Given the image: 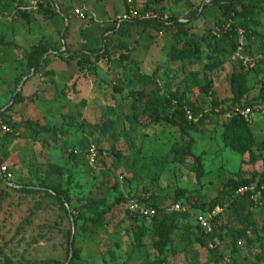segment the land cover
Returning a JSON list of instances; mask_svg holds the SVG:
<instances>
[{
    "label": "rangeland",
    "instance_id": "obj_1",
    "mask_svg": "<svg viewBox=\"0 0 264 264\" xmlns=\"http://www.w3.org/2000/svg\"><path fill=\"white\" fill-rule=\"evenodd\" d=\"M26 1L0 0V166L30 190L0 184V264H264V211L246 210L253 225L244 238L237 237L243 225L228 207L234 198L229 182L254 175V187L264 179V1L244 2L249 10L243 19L226 22L210 0H135L140 11L183 24V33L152 24L110 31L127 12V0H55L46 11L18 17L15 5ZM75 9L83 19L72 15ZM242 20L256 32L245 44L248 68L231 60L233 41L217 33L234 34L232 25ZM202 36L226 44V51L212 55L219 68L206 70L210 52L194 65L170 62L171 49ZM37 44L52 52L35 75L26 59ZM102 45L109 58L82 57ZM66 52L76 58L69 60ZM240 72L246 74L241 104L251 112L252 157L222 142L223 126L238 108L231 77ZM137 76L151 84L142 87ZM135 92L148 94L147 100L136 103ZM15 95L21 102L14 103ZM163 98L187 110L183 105L190 103L208 119L193 128L176 127L165 120L173 111L161 112ZM133 117L138 121L132 123ZM91 145L103 156L95 167L85 162ZM137 197L141 205L159 209L155 220L129 214L127 204ZM185 213L187 218H178ZM199 213L211 217L207 234L218 235L212 242L197 230ZM170 221L176 229L160 251L157 231ZM238 238L241 245L234 246Z\"/></svg>",
    "mask_w": 264,
    "mask_h": 264
},
{
    "label": "trees",
    "instance_id": "obj_2",
    "mask_svg": "<svg viewBox=\"0 0 264 264\" xmlns=\"http://www.w3.org/2000/svg\"><path fill=\"white\" fill-rule=\"evenodd\" d=\"M5 1H9V0H5ZM133 4H135V0H132ZM211 4L218 7L219 10L222 12L221 16L223 18V20H225L226 22H233L238 21V17H240L241 19H243V16L245 15L246 11L249 10L248 5H244V2H249L251 0H230L227 3H222L219 0H210ZM264 1V0H262ZM12 4L13 3L12 1ZM24 3H16L15 5V12L14 14L17 15L18 17H24L25 15H30L32 13L29 12H25V13H20L16 11V7H20L22 6ZM55 6V0H46L45 5L40 7L39 11H46V9L48 7H53ZM238 9H240L241 11L238 12ZM148 9L144 10L147 11ZM148 12V11H147ZM201 13V12H200ZM201 16V14H194L191 18V20H196L197 18H199ZM137 25V26H142V25H148V24H152L153 26H157V27H161L164 30H175L178 33H183V29H184V25L180 24L177 20H174L173 18L169 19L168 21H161L160 18L157 19H152V20H134V21H130V22H125L119 25V27H117L116 25V20L114 21V25L112 26L111 30L112 32H123V27L127 26V25ZM170 24V25H168ZM220 26H218L219 28ZM231 28H235V31L237 29H240L244 32L246 41H249L251 38H255L256 37V32L254 30H250L249 26L247 25V23H245L244 20L240 21L238 25H232ZM222 32V33H221ZM217 33H221V40H225L227 43L228 42H232V47H231V52L230 55L232 53V51L234 50V42L236 40V33H232L231 31H223L222 29H218ZM214 40V38H213ZM225 45H222L219 42H213L211 43L210 38L208 37H201L200 39H194V38H188L182 49L178 50V49H171L169 51L168 57L170 62H179V63H185V64H190V65H194L196 63H198V61L200 60L201 56L204 54H207L210 52L211 55H208L207 58L209 60L212 61L211 65L209 67H207V71H213L217 68H219L220 64H218L215 59H212V55L217 56L218 54L226 51ZM124 50L126 51V48L124 47ZM51 49L43 44H37L35 46H33L30 49V52L27 56L26 59V68L29 72L33 73V74H37L39 72H41L40 70L46 65L47 62V57L48 55H50L51 53ZM67 55L69 56V60H74V58H76V55H72L69 52H66ZM107 56L109 58L110 53L107 51V48L105 45H102V47L98 50H90L87 52L82 53V57L85 59H88L89 57H104ZM56 58H58L60 61L62 62H66V58H64L62 56L61 52H56ZM80 64V63H78ZM137 83L140 84L142 87H147L151 84V80L147 77H143V76H137ZM230 89H231V94H232V103L235 107L238 108H247L243 106V104H241L242 100L245 98L248 90H247V86H246V74H244L243 72L240 73H234L231 77V81H230ZM205 90V92H207V89H203ZM262 90L264 91V85L262 86ZM131 96L133 98V101H135L136 103H142L145 102L148 98V94H145L144 92H135V93H131ZM15 100V104L16 102H21L22 99H20L17 95H15L14 97ZM157 100L154 99L153 103L156 102ZM159 101V100H158ZM157 101V104H158ZM152 103V104H153ZM152 104L147 105L148 107H152ZM159 106L161 108V112L163 113L166 110H172L173 113L172 115H167L165 116V120L169 121L172 125L179 127V128H193L199 124H203L208 117L205 115H201V118L198 120L197 124H193V123H188L186 118H185V114H184V110L185 108L182 107V105L179 102H176L174 99H168V98H163L160 103ZM185 107H187L193 114L194 117H198L197 113L195 111V107L190 104V103H186L185 105H183ZM147 108V107H146ZM148 110V109H147ZM250 110V109H249ZM200 116V115H199ZM251 117V116H250ZM252 120V119H251ZM138 121V118L136 119V117L132 118V123ZM252 122V121H251ZM251 123L246 121L245 119H243L242 117H240L239 115H233L227 123H225V125L223 126V132H222V142L225 148L231 150L233 153L244 156V155H248L249 157H252V153H251V148L254 144V138L251 132V129L249 127ZM9 129V128H8ZM10 130V129H9ZM96 147V146H95ZM98 150V148H97ZM187 153L189 154V150H187ZM86 154V153H85ZM98 155L99 158L97 159V163L95 166L98 165L99 162L102 161V155L100 150H98ZM80 156V155H79ZM85 156V155H84ZM73 157H78L77 154H75ZM74 161V160H73ZM86 164L88 165L86 159H85ZM89 166V165H88ZM1 167V166H0ZM7 169L8 174L11 175V187H9L6 183V181L4 179H2L0 177V184L3 185L6 189L11 190V191H19L21 190V192L26 191V192H30V190H28L27 187H24V185H16L17 183H14V180L12 178V172ZM197 171H200V168H198ZM162 172V171H161ZM255 176L253 175L251 177L250 180L247 181H243L240 183H234V182H229V184L232 186V191L230 193V195H232L233 200L230 201V204L228 205L229 209L233 210L236 213V223L239 225H243V231L239 232L237 234V237H244L245 238V231H247L252 225V219L250 216V213H248V211L246 210H250L252 208H258L261 209L262 211H264V179H261L258 183H256V185L254 186L256 188V190H259L261 187L263 188V191H261V197L258 200L257 204H254L252 201H250L249 196L247 194L242 195V196H233L234 192L242 187H250L252 186V184L255 181ZM261 185V186H260ZM139 203L142 202L143 200H141L139 197H137ZM55 200L60 204L62 210L69 215L70 218H72L71 213L65 208L64 203L61 199V197L59 195L55 196ZM134 201V200H133ZM137 201V200H136ZM146 208H152L156 211L155 216H153L152 218H145V217H140L137 213H131L129 212L130 215H134L135 217L139 218V219H152L155 220V218L158 216V210L157 208H154L153 206H145ZM223 207V206H222ZM128 211V210H127ZM202 214V213H201ZM186 217L187 218V214H183L181 216H179L178 218H183ZM197 230L200 233V236H204L206 239H208L209 241L211 240V242L213 241L212 239H214V237L218 236H214L213 234H207L204 235V232L198 227ZM176 229V225L173 221L167 222V223H163L159 226L158 228V239L155 243V246L157 247L158 250H163L169 243H170V237L169 235L174 232ZM186 235H188L186 233ZM201 237H197L196 240L198 242H200L202 245H206L204 242L202 241ZM240 238H238V241H236V243H234L235 245H238V243L241 245V242L239 240ZM72 244V243H71ZM71 244L70 245L71 247ZM72 248V247H71ZM77 258V257H75Z\"/></svg>",
    "mask_w": 264,
    "mask_h": 264
},
{
    "label": "built area",
    "instance_id": "obj_3",
    "mask_svg": "<svg viewBox=\"0 0 264 264\" xmlns=\"http://www.w3.org/2000/svg\"><path fill=\"white\" fill-rule=\"evenodd\" d=\"M46 0H27L22 6L16 7V11L20 13L29 12L32 14H36L39 12L40 7L45 5ZM127 12H125L122 16L116 19V25L119 27L120 24L125 22H130L134 20H152L157 19L158 17L153 12L140 11L138 10L132 0H127L126 2ZM72 15L78 19H83L84 14L82 11L75 9ZM236 33V42L234 45V50L232 51L230 58L231 60L237 62L241 67L248 68L251 66V60L245 54V44L246 38L244 32L240 29L235 31ZM185 118L188 123L197 124L198 120L201 118V115L198 117H194L193 114L185 109L184 110ZM234 115H239L246 121L251 123V112L247 108H235ZM1 130L5 133H10V130L5 126H1ZM99 158L97 147L91 145L86 154L85 159L90 167H95L97 163V159ZM0 177L4 179L9 187H11V175L8 174L6 167H0ZM261 191L263 188L261 187L259 190H256L255 187H242L237 189L234 192V196H242L247 194L249 196L250 201L254 204L258 203L259 198L261 197ZM127 210L131 213H137L140 217L152 218L155 216L156 211L152 208H146L141 205L138 201L134 200L127 204ZM175 211H179V207L176 206L174 208ZM222 209H217L216 213H222ZM211 217L209 215L197 214L194 217L195 224L206 234L210 232V223L209 219ZM240 244L238 243V246Z\"/></svg>",
    "mask_w": 264,
    "mask_h": 264
}]
</instances>
